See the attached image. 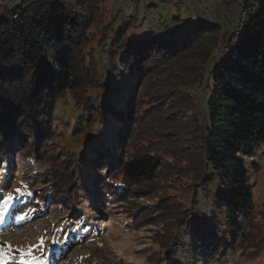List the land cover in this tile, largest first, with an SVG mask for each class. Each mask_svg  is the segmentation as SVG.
Wrapping results in <instances>:
<instances>
[{"label": "trees", "instance_id": "16d2710c", "mask_svg": "<svg viewBox=\"0 0 264 264\" xmlns=\"http://www.w3.org/2000/svg\"><path fill=\"white\" fill-rule=\"evenodd\" d=\"M92 10V0H21L13 10L8 5L0 10V137L4 144L0 145V164L9 157L6 143L36 142L35 158L41 160L50 142V112L59 98L69 94L75 102L81 101L86 124L100 126L104 134L110 128L113 134H106L102 142L96 140L94 149L101 146L102 152L96 151L88 160L82 156L81 173L64 175L68 181L60 183L61 191L51 187L49 195L58 198L62 194L69 207L80 202L83 192L91 193L96 204L113 196L117 202L129 196L143 198L142 186L155 184L167 168L151 149L132 147L139 137L136 128L141 114L136 113L143 106L144 87L164 74L155 70L159 62L169 67L165 74L174 80L173 88L166 89H174L180 100L175 116L194 111L186 134L197 141L201 157L185 172L190 170L195 177L201 173L205 190L212 188L213 193L210 216L203 218L200 229L193 230L189 254L197 263L207 264L206 257L217 261L242 242L254 209L244 159L264 145V0H243L239 25L229 34L218 26L198 24L168 38L151 34L121 43L120 38L110 42L106 37L99 49L105 58V75L96 57L86 65L82 53L85 34L94 21ZM220 46L226 51L221 64L206 69ZM208 74L207 94L197 105L184 89L205 84ZM159 103L151 106L161 111ZM166 118L160 119L166 122L159 132L148 131L147 142L163 140L161 146L168 147L173 133ZM111 137L112 142L107 141ZM86 167H92L90 187L85 182L90 178L78 183ZM97 171L104 172L102 177ZM51 176L55 177L53 172ZM158 208L160 214L168 212L167 204ZM73 211L81 213L76 207ZM189 211L182 217L184 227L194 228L197 220ZM181 246L170 243L166 249ZM171 256L162 257L159 264H174Z\"/></svg>", "mask_w": 264, "mask_h": 264}, {"label": "rangeland", "instance_id": "374dc122", "mask_svg": "<svg viewBox=\"0 0 264 264\" xmlns=\"http://www.w3.org/2000/svg\"><path fill=\"white\" fill-rule=\"evenodd\" d=\"M20 1L0 0V10L7 5L13 10ZM242 4L243 0H92L94 21L85 34L82 51L85 64L96 57L100 73L105 75V58L99 49L106 37L110 42L120 38L121 43L151 34L168 38L188 32L198 24L218 26L223 34L232 33L239 25ZM215 52L206 66L208 70L216 62L221 64L225 57V48L220 46ZM155 70L164 74L161 80L150 81L144 87L143 106L136 113L141 114L136 128L139 137L132 147L151 149L158 154L167 166L162 176L152 186H142L143 198L129 196L124 202H117L113 196L104 204H96L91 193L83 192L80 202L69 207L66 198L60 197L62 194L58 198L50 196L51 187L61 191L60 183L68 181L64 175L69 176L71 171L81 173L82 156L88 160L96 151L102 152L101 146L94 149L98 139L102 142L106 134H113L110 128L104 134L100 126L86 124L81 101L75 102L71 95L65 94L50 112L51 136L45 137L50 142L40 161L35 158L36 142L19 146L6 143L9 157L0 164V201L9 193L14 199L4 223L0 224V264H159V259L170 253L174 264H201L191 258L187 246L193 230L200 229L203 218L210 216L213 193L212 188L205 190L201 173L195 177L190 170L185 172L201 157L197 141L186 134L190 127L188 119L194 116V111L184 110V115L175 116L180 110V100L173 94L174 89H166H172L174 83L165 74L169 67L165 69L158 62ZM210 80L208 74L205 84L184 89L197 105L207 94ZM155 101L160 102L161 111L151 106ZM165 116L168 130L173 133L168 138V147L161 146L163 140L147 142L148 131L159 132L161 123L166 122L160 119ZM183 126L185 129L181 130ZM112 140L111 137L107 141ZM0 145H4L2 137ZM244 161L254 202L252 215L245 224L242 242L217 261L206 257L207 264H264V145ZM89 168L86 167L85 174H79V185L84 178H90L85 182L90 183L87 187L91 186L93 175L89 172L92 167ZM52 172L56 178L51 176ZM96 173L102 177L104 172ZM163 203L167 204L168 212L160 214L158 205ZM75 207L81 210L78 215L73 211ZM188 210L197 220L194 228L184 227L182 217ZM25 213L23 221L14 218ZM170 243H181L182 248L166 249ZM226 243L230 244L228 234Z\"/></svg>", "mask_w": 264, "mask_h": 264}, {"label": "snow or ice", "instance_id": "6c2138e0", "mask_svg": "<svg viewBox=\"0 0 264 264\" xmlns=\"http://www.w3.org/2000/svg\"><path fill=\"white\" fill-rule=\"evenodd\" d=\"M17 193H19V189L15 190ZM31 195V193H29ZM18 198V197H17ZM14 197L11 193L7 195V197L3 198L2 201H0V224H3L6 219V213L9 211L10 201H12ZM27 214L22 215H16L14 218L17 221H23L26 218Z\"/></svg>", "mask_w": 264, "mask_h": 264}]
</instances>
